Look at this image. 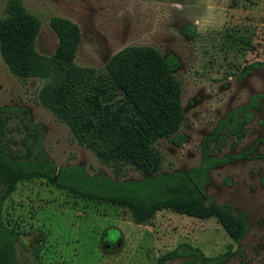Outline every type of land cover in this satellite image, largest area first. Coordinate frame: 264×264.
I'll use <instances>...</instances> for the list:
<instances>
[{
	"label": "rangeland",
	"instance_id": "374dc122",
	"mask_svg": "<svg viewBox=\"0 0 264 264\" xmlns=\"http://www.w3.org/2000/svg\"><path fill=\"white\" fill-rule=\"evenodd\" d=\"M7 0H0V19ZM40 24L34 50L43 57L68 51L73 64L103 77L125 49L150 47L172 56L173 75L182 83L184 123L178 138L160 139L159 173L187 172L201 161L206 138L216 135L228 113L264 94V0H22ZM75 37H78V39ZM254 62L263 65L241 77ZM48 79L21 80L5 63L0 47V145L22 151L25 129L42 131L37 156L57 168L81 166L89 175L139 180L124 166L120 174L79 145L70 128L40 101ZM242 121V118H238ZM231 126V122L228 123ZM237 140L222 127L208 143L210 156L230 157L210 171L208 201L241 214L247 231L233 243L214 218L200 220L163 210L143 225L108 204L82 201L42 179L19 182L1 203L0 217L19 235V264H157L166 253L200 250L218 257L231 246L223 264H264V96ZM220 140H223L221 142ZM242 153L247 156L239 158ZM238 157V158H237ZM176 258L163 264H185Z\"/></svg>",
	"mask_w": 264,
	"mask_h": 264
},
{
	"label": "trees",
	"instance_id": "16d2710c",
	"mask_svg": "<svg viewBox=\"0 0 264 264\" xmlns=\"http://www.w3.org/2000/svg\"><path fill=\"white\" fill-rule=\"evenodd\" d=\"M4 12L5 17L0 19V47L9 71L21 80L48 79L40 101L67 124L77 143L92 151L115 175L124 166H130L142 178L118 180L101 173L89 176L81 166L57 168L37 156L42 131L25 126L20 139L22 151L9 147V140L0 145V209L17 183L42 179L82 201L124 209L137 225L150 222L163 210L197 220L214 218L233 243H240L247 231L245 218L234 214L226 204L208 201L205 194L210 171L231 160L212 158L208 143L216 141L222 127L241 139L242 127L251 118V108L264 94L253 96L247 105L226 115L216 135L204 140L197 167L185 173L162 174L161 156L154 144L160 139H177L184 123L182 83L173 75L176 59L163 57L150 47L127 48L113 60L107 74L93 77L92 70L73 64L74 44L52 57L35 52L40 24L26 12L22 0H7ZM262 65L251 63L241 70L240 76L245 77ZM5 110L0 108L1 113ZM245 156L242 153L238 157ZM18 242V233L5 226L0 217V264H19ZM184 246V253H166L157 264L180 257L188 259L185 264H223L231 254V246L218 257H204L199 249Z\"/></svg>",
	"mask_w": 264,
	"mask_h": 264
}]
</instances>
